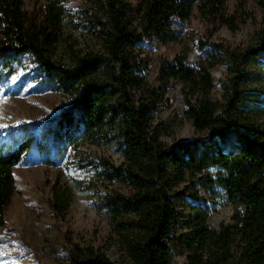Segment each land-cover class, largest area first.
<instances>
[{"label": "trees", "instance_id": "16d2710c", "mask_svg": "<svg viewBox=\"0 0 264 264\" xmlns=\"http://www.w3.org/2000/svg\"><path fill=\"white\" fill-rule=\"evenodd\" d=\"M43 1L35 20L24 0H0V85L27 63L43 82L67 95L65 105L36 130L20 124L0 139V229L14 190L12 167L31 151L50 164L80 142L114 141L121 162L103 160L101 176L122 183L127 192L108 193L103 204L116 231L127 234L126 259L115 262L90 247H74L64 264H172L175 247L190 252L188 264H264V126L255 116L264 97L243 90L247 66L264 61V36L241 50L212 43L196 66L187 63L185 53L161 63L162 88L171 80L180 83L183 113L206 134L166 145L152 125L160 94L145 80L147 65L137 53L138 43L150 35L175 40L176 25L189 19L194 7L222 18L225 0H138L134 6L128 0H101L99 48L71 49L67 62L52 54L64 0ZM217 64L226 70L220 99L210 95L211 68ZM213 165L221 170L204 180L222 188L237 206L232 222L208 226V209L195 205L185 229L172 231L179 213L169 190ZM53 199L57 211L67 207L66 193L54 192Z\"/></svg>", "mask_w": 264, "mask_h": 264}, {"label": "rangeland", "instance_id": "374dc122", "mask_svg": "<svg viewBox=\"0 0 264 264\" xmlns=\"http://www.w3.org/2000/svg\"><path fill=\"white\" fill-rule=\"evenodd\" d=\"M101 0H64V12L58 40L52 49L55 59L70 60V50L99 48L98 4ZM133 6L138 0H128ZM30 18L39 20L43 0H24ZM264 0H225L220 16L202 15L196 7L189 19L176 25L177 38L162 41L155 36L144 37L137 53L146 62L145 80L157 90V103L152 113V125L159 131V140L166 145L193 137L204 138L183 113L184 100L180 83L169 81L165 89L159 79L162 62L178 53L186 54L188 64L196 66L201 52L212 43L241 50L254 46L264 36ZM191 59V61L188 60ZM249 79L243 90L264 97V61L247 66ZM214 87L211 97L220 99L219 81L226 77L223 64L211 68ZM258 100V97H255ZM67 102V95L43 82L24 64L0 85V139L15 133L20 124L36 130L54 116ZM264 126V106L255 114ZM103 160L115 165L121 162L114 141L108 144L80 142L50 164L42 163L35 152L12 167L14 190L5 203V224L0 229V264H64L74 247L91 248L104 253L115 262L126 259L125 237L114 228L104 209L108 193H126L119 182L101 176ZM221 169L209 166L194 178L177 182L170 190L178 218L172 231L185 229L184 221L196 214L195 205L208 209L207 225L218 228L232 222L236 205L230 203L219 186L204 180ZM64 192L67 207L57 211L53 193ZM189 251L173 248L172 264H188Z\"/></svg>", "mask_w": 264, "mask_h": 264}, {"label": "water", "instance_id": "95a60500", "mask_svg": "<svg viewBox=\"0 0 264 264\" xmlns=\"http://www.w3.org/2000/svg\"><path fill=\"white\" fill-rule=\"evenodd\" d=\"M188 60H189V61H191V59H190V58H188Z\"/></svg>", "mask_w": 264, "mask_h": 264}]
</instances>
